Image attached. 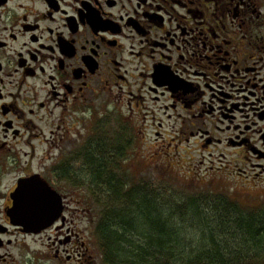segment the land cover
Here are the masks:
<instances>
[{
  "label": "flooded vegetation",
  "instance_id": "1",
  "mask_svg": "<svg viewBox=\"0 0 264 264\" xmlns=\"http://www.w3.org/2000/svg\"><path fill=\"white\" fill-rule=\"evenodd\" d=\"M125 99L130 115L141 102L161 113L157 140L191 122L207 147L237 149L240 177L264 184V0H0V153L62 150L63 126ZM36 174L65 208L26 229L15 194ZM71 197L41 173L19 176L0 196V264H119L85 243Z\"/></svg>",
  "mask_w": 264,
  "mask_h": 264
},
{
  "label": "rangeland",
  "instance_id": "2",
  "mask_svg": "<svg viewBox=\"0 0 264 264\" xmlns=\"http://www.w3.org/2000/svg\"><path fill=\"white\" fill-rule=\"evenodd\" d=\"M148 106L141 102L136 114L131 110V115L135 114L132 117L128 100L125 99L122 104L107 103L100 109L96 108L93 113L82 114V121L62 127V133L66 134L64 150L53 147L49 153V149L42 146L38 148L37 154H20L18 159L15 155L0 153V196L8 194L19 176L35 172L43 174L58 189L72 196L75 202L70 206L83 215L81 218L77 214L80 220L79 232L92 251L106 262L109 258L101 241L100 227L105 211L112 206L98 190L93 191L88 184L84 186L83 176L78 180L66 177L61 179L57 176L58 171L63 172L67 166L74 169L79 167L82 153L90 148L95 151H98L100 145H107V148L113 150L121 148L115 162L109 163L113 176L127 184V191L131 195L135 190H145L152 194L162 213L169 212L168 206H180L191 200H203V207L207 208L214 205V201L225 199L236 203L240 213L244 215L264 214V184L255 182L251 171L247 177H240L239 173L249 166L243 156L237 153V149H227L224 144L207 147L201 135H193L192 132L199 129L196 126L191 130V122L182 128L179 137L166 134L165 138L157 140L153 137L154 130L158 127V122L155 121L161 119V113ZM165 125L169 127V131L176 130L175 127L170 128L171 123L166 122ZM172 125L175 126V122ZM144 126L148 129L145 130ZM222 129L217 127L213 131L216 138ZM159 143H165L167 147L161 149ZM113 150L111 151L114 154ZM139 199L141 200V195H138L137 200ZM64 208L63 203V210ZM3 210L2 201L0 216L3 215ZM174 210L169 213L178 215V210ZM213 216V213L209 214L211 227H214L216 221ZM174 218L178 219V216ZM188 221L191 220L188 218L179 222H184L183 229L190 233V237L192 229ZM132 240H138V237L132 236ZM132 261L130 259L127 263ZM242 264H264V249L260 254L252 252Z\"/></svg>",
  "mask_w": 264,
  "mask_h": 264
},
{
  "label": "trees",
  "instance_id": "3",
  "mask_svg": "<svg viewBox=\"0 0 264 264\" xmlns=\"http://www.w3.org/2000/svg\"><path fill=\"white\" fill-rule=\"evenodd\" d=\"M111 150L107 145H100L98 151L90 148L82 153L79 167L67 166L57 176L75 180L83 176L84 186L88 184L93 191L98 190L112 206L105 211L100 227L103 247L112 262L242 264L252 252L260 254L264 249V214L244 215L236 203L225 199H218L207 208L203 207V200H191L180 206H168L169 212L176 209L178 215L162 213L152 194L135 190L131 195L127 184L113 176L109 163L115 162L122 149H114V154ZM138 195L141 200H137ZM142 197L147 199L144 201ZM210 213L216 219L214 227L209 223ZM188 218L191 238L183 229L184 222H179ZM132 236L138 240H132ZM130 259L132 263H127Z\"/></svg>",
  "mask_w": 264,
  "mask_h": 264
},
{
  "label": "water",
  "instance_id": "4",
  "mask_svg": "<svg viewBox=\"0 0 264 264\" xmlns=\"http://www.w3.org/2000/svg\"><path fill=\"white\" fill-rule=\"evenodd\" d=\"M28 186L41 187L51 193L50 203L39 202L35 196L28 198L27 195H23V190ZM15 195H22V197L15 202L14 220L16 224L22 225L26 229H33L35 222L43 223V227H48L63 211V198L41 175L37 174L22 179Z\"/></svg>",
  "mask_w": 264,
  "mask_h": 264
},
{
  "label": "snow or ice",
  "instance_id": "5",
  "mask_svg": "<svg viewBox=\"0 0 264 264\" xmlns=\"http://www.w3.org/2000/svg\"><path fill=\"white\" fill-rule=\"evenodd\" d=\"M23 195L35 196L39 202L50 203L52 194L41 187L32 188L31 186L25 187Z\"/></svg>",
  "mask_w": 264,
  "mask_h": 264
},
{
  "label": "bare ground",
  "instance_id": "6",
  "mask_svg": "<svg viewBox=\"0 0 264 264\" xmlns=\"http://www.w3.org/2000/svg\"><path fill=\"white\" fill-rule=\"evenodd\" d=\"M19 214V213H18Z\"/></svg>",
  "mask_w": 264,
  "mask_h": 264
}]
</instances>
